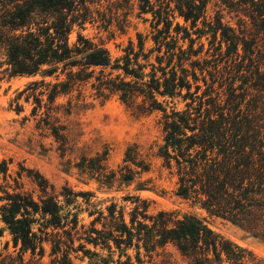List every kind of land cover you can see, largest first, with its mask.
I'll return each mask as SVG.
<instances>
[{
  "label": "trees",
  "instance_id": "obj_1",
  "mask_svg": "<svg viewBox=\"0 0 264 264\" xmlns=\"http://www.w3.org/2000/svg\"><path fill=\"white\" fill-rule=\"evenodd\" d=\"M217 1L244 19V31L237 33L219 17L208 21L207 0H137L139 14L153 16L155 48L144 54L139 38L137 53L130 44L127 53L112 62L103 44L81 34L70 44L69 36L75 28L83 30L96 21L103 3L129 0H0V68L5 66L3 72L10 78H42L16 99L25 94L28 102L32 97L33 116L42 107V96L51 107L61 96L81 94L87 85L98 99L116 95L139 115L160 114L162 142L156 157L175 179V195L264 241V44H256L260 36L264 41V0ZM177 18L183 25L175 22ZM208 35L209 48L203 52L199 40ZM180 41H188L187 48ZM38 88L43 91L36 94ZM21 110L16 103L15 111ZM52 112L47 108L38 125L43 123L63 145L64 129L51 123ZM123 164L109 175L103 174L102 166L97 169L108 184L116 175L122 182H132L135 175L151 169L138 146L126 150ZM27 173L38 189L37 199L23 190L19 172L13 185L0 187L4 202L0 221L13 247L19 248L22 264L27 253L42 258L46 242L52 245V264H72L69 255L78 251L93 257L95 264H134L128 250H134L136 262L144 264L141 250L143 257L152 259L168 246L187 264H264L193 215L179 218L163 211L149 215L147 202L139 197L124 199L133 205L128 212L126 206L111 203L107 213L97 212L86 228L79 212L69 208L78 197L89 205V193L62 187L55 194L38 172ZM0 175L4 182L11 178L8 162L0 163ZM81 241L106 250L107 257L87 250Z\"/></svg>",
  "mask_w": 264,
  "mask_h": 264
},
{
  "label": "rangeland",
  "instance_id": "obj_2",
  "mask_svg": "<svg viewBox=\"0 0 264 264\" xmlns=\"http://www.w3.org/2000/svg\"><path fill=\"white\" fill-rule=\"evenodd\" d=\"M137 6V0H129L128 3H103L100 9L101 15L99 18L96 17V21L86 24L83 30L77 28L73 30L69 36L70 44L76 41L77 34H81L95 44H103L113 62L127 53L130 44L134 54L137 53L141 38L144 41L143 52L148 53L155 48L152 40L154 32L151 28L153 16L150 13L140 15ZM206 17L208 21H214L219 17L223 24L235 29L237 33L240 30L244 31L242 26L244 19L240 20L234 12H229L217 0H207ZM175 22L183 25L180 18ZM161 27L162 24L159 28ZM199 27L202 28L201 25ZM173 28L174 25L172 30ZM192 38L194 39L195 35H192ZM262 38L258 37L256 44H264ZM210 39L208 35L199 40L203 45V52L209 48ZM179 44L187 48L188 41L184 43L180 41ZM196 44L198 43H195L194 48H198ZM155 55L154 52L151 62H154ZM2 60L0 56V62ZM139 63L144 61L140 58ZM5 68V66L0 68V163L8 162V175L11 178H7L4 182L0 175V187L6 184L13 185L12 179L19 172L22 174L19 182L22 183L23 190L37 199L38 189L27 173V170H32L48 181L55 194H58L62 187H67L75 193H89L91 195L89 205L82 197H78L75 204L69 208L73 212H79L80 224L86 228L97 217V212L106 214V208L111 203L126 206L128 212L133 205L124 199L139 197L147 202L149 215L161 211L173 212L179 218L193 215L203 220L215 234L247 250L256 260L264 261V241L226 220L209 216L191 202L175 195V179L161 167L162 162L156 157L157 146L162 142L160 114L139 115L128 109L116 95L108 96L105 100L98 99L95 92L87 85L81 94L74 92L61 96L51 107L46 106V96H42V107L37 111V115L33 116L32 110L35 106L33 98L26 102L24 94L16 99L28 85L39 82L42 78L39 75L10 78L3 72ZM44 81L54 83L52 78H45ZM42 91L43 89L38 88L36 94ZM16 103L22 108L19 113L15 111ZM181 107L182 105L178 106L179 109ZM47 108L53 110L50 114L51 123L56 128L64 129L60 131L66 140L63 145L43 123L38 125L40 118H45ZM133 146H138L142 154L151 162L149 173L135 175L132 182H122L116 175L112 183H105V179L100 176L102 171L97 167L104 168L103 174L117 173L124 165L126 150ZM102 159L101 163L97 162ZM82 166H93L94 170L82 171ZM140 186L146 189L139 190ZM0 196H2L1 192ZM3 203L0 202V206ZM91 213L93 215H90ZM0 228L3 229L0 237V264L2 260L3 264H10L11 261H15L12 264H22L19 261V248L13 247L11 236L1 221ZM96 228L101 227L97 224ZM81 242L85 244L87 250L98 252L100 257H107L106 250L95 249L93 245ZM77 245L78 242L74 246ZM43 248L42 258H34L27 253L22 256L23 264H52L55 257L51 256V243H44ZM127 253L133 263L138 264L135 251L128 250ZM141 254L144 264H187L171 246H168L163 253L154 255L152 259L143 257V250ZM117 259L118 252H115L114 262ZM69 260L72 264L96 262L93 257L84 256L81 251L71 252ZM56 261H60V256Z\"/></svg>",
  "mask_w": 264,
  "mask_h": 264
}]
</instances>
